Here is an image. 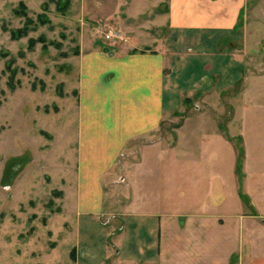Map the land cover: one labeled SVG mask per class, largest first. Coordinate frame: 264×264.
Segmentation results:
<instances>
[{"label": "rangeland", "instance_id": "rangeland-1", "mask_svg": "<svg viewBox=\"0 0 264 264\" xmlns=\"http://www.w3.org/2000/svg\"><path fill=\"white\" fill-rule=\"evenodd\" d=\"M225 1L216 8L208 0H190L186 13L190 22L200 21L208 5L212 19L222 17L231 24L229 36L237 41L234 47H224L234 49L241 63L236 86L219 97L182 96V107L164 117L159 140L164 146L172 144L174 129L188 117L179 140L197 160L204 161V124L214 122L226 135L242 133L249 155L264 159V0H236L235 8L232 0ZM133 2L140 4L128 5ZM168 4L169 0H0V264H87L74 221L81 68L89 55H105L106 49L122 55L143 51L147 45L179 52L174 56L190 53L189 35L172 41L169 48L167 27H153L157 19L166 20ZM177 8L184 14L181 6ZM172 55H164L166 76ZM204 115L211 117L210 123H204ZM146 141L136 138L126 144L104 187L119 204L126 194L119 178ZM200 181L201 190L204 180ZM198 203L192 212L202 210ZM111 222L118 228V218ZM115 232L107 235L110 254L103 264H111Z\"/></svg>", "mask_w": 264, "mask_h": 264}, {"label": "crops", "instance_id": "crops-1", "mask_svg": "<svg viewBox=\"0 0 264 264\" xmlns=\"http://www.w3.org/2000/svg\"><path fill=\"white\" fill-rule=\"evenodd\" d=\"M188 1L169 0L166 20L152 23L167 27L169 48L189 35L187 55L147 45L122 55L106 49L105 55H89L81 68L74 221L82 235L84 263L103 264L110 254L107 235L117 230L111 264H264L263 157H251L245 136L226 135L213 119L214 125L204 124V161L179 140L188 117L174 129L172 144L159 140L164 117L182 107V96L219 97L236 86L241 74L235 50L224 47L237 41L229 36L231 24L222 17L212 19L208 5L200 21L190 22ZM208 2L218 8L226 1ZM138 3L128 5L136 8ZM177 6L184 14L177 13ZM169 53L166 76L164 55ZM210 118L204 115V123ZM136 138L148 141L124 168L126 194L119 204L104 187L126 144ZM197 202L202 210L192 212ZM117 218L118 228L111 222Z\"/></svg>", "mask_w": 264, "mask_h": 264}, {"label": "built area", "instance_id": "built-area-1", "mask_svg": "<svg viewBox=\"0 0 264 264\" xmlns=\"http://www.w3.org/2000/svg\"><path fill=\"white\" fill-rule=\"evenodd\" d=\"M107 37H110L111 35H106ZM120 179H122L121 177H120Z\"/></svg>", "mask_w": 264, "mask_h": 264}]
</instances>
